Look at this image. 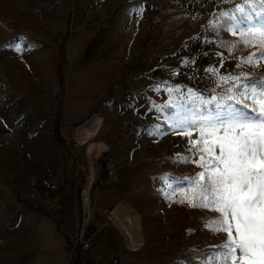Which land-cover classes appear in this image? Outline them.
<instances>
[{"label": "rangeland", "instance_id": "374dc122", "mask_svg": "<svg viewBox=\"0 0 264 264\" xmlns=\"http://www.w3.org/2000/svg\"><path fill=\"white\" fill-rule=\"evenodd\" d=\"M196 1L0 0V264H70L73 240L90 245L100 227L119 264H205L226 239L205 226L216 212L189 206L185 178L202 169L178 159L198 153L164 106L188 89L239 97L235 78L259 81L264 58L244 62L258 37L241 26L242 42ZM30 176L59 187L30 188Z\"/></svg>", "mask_w": 264, "mask_h": 264}, {"label": "snow or ice", "instance_id": "6c2138e0", "mask_svg": "<svg viewBox=\"0 0 264 264\" xmlns=\"http://www.w3.org/2000/svg\"><path fill=\"white\" fill-rule=\"evenodd\" d=\"M220 21L233 34L241 32L242 42L247 43L243 29L258 37L259 51L243 58L244 62L264 58V0L258 4L244 0L233 13H221ZM15 47L18 51L21 48L19 44ZM235 79L240 81L236 85L239 97L208 99L188 89L180 103L164 106L172 109L166 118L169 130L189 137V153L194 149L198 153L194 160L191 155L178 157L202 169L196 179L185 178L194 189L189 206L216 212L218 215L205 226L226 236L213 246L215 251L205 264H264V77L255 82L246 75L243 80ZM247 100L252 103H245ZM191 130L198 132L197 139H191ZM156 132H160V125H156Z\"/></svg>", "mask_w": 264, "mask_h": 264}, {"label": "crops", "instance_id": "0c3cea01", "mask_svg": "<svg viewBox=\"0 0 264 264\" xmlns=\"http://www.w3.org/2000/svg\"><path fill=\"white\" fill-rule=\"evenodd\" d=\"M243 2L244 0H197L196 6H198L201 14H203L205 10L210 11L208 20L216 18L218 19V21H220L221 13H233L235 10V6L238 4H242ZM103 152V154L106 155V159H104V162L106 163V166L110 168L112 166V160L110 156V150L106 145ZM98 165L100 167V164ZM98 179L102 181L104 178L103 176H98ZM62 203L66 207V204L64 202ZM78 217L79 212L75 208V205L74 207L70 205V209L63 215V222L69 229L73 230L75 221ZM116 224L118 225V223ZM124 224L131 225V222L129 220H126ZM100 229H102V227L96 230L89 237L90 245L87 249H83L80 242H77L76 239L73 240L74 243L72 246L73 249L75 248V250L71 254H74L73 256L77 264H113V262L117 260V258L115 257L116 252H118L117 248L114 246L111 240H108L102 236L103 231L99 232ZM135 236L136 235L132 236V233L129 230V239L127 240L128 243L132 242V245L130 246L133 248H136L135 244L139 241ZM78 254H82V256Z\"/></svg>", "mask_w": 264, "mask_h": 264}, {"label": "built area", "instance_id": "2783aa9c", "mask_svg": "<svg viewBox=\"0 0 264 264\" xmlns=\"http://www.w3.org/2000/svg\"><path fill=\"white\" fill-rule=\"evenodd\" d=\"M210 15V11L209 10H205L204 11V17L208 18ZM196 68H193V71L196 72ZM206 96L208 98H211L212 96H214V93L212 92H206L205 93ZM28 185L30 188H41L43 190H57L59 185L56 182H53L47 178H36L35 176H30L28 179ZM79 197H80V203L82 205V209L83 211H85V206L89 203V189L88 187H83L80 191H79ZM79 242L82 246V248H87L89 246V241L88 240H84V238L81 236L79 238ZM113 264H119L117 262V260H115L113 262Z\"/></svg>", "mask_w": 264, "mask_h": 264}, {"label": "trees", "instance_id": "16d2710c", "mask_svg": "<svg viewBox=\"0 0 264 264\" xmlns=\"http://www.w3.org/2000/svg\"><path fill=\"white\" fill-rule=\"evenodd\" d=\"M69 157V154L67 155ZM47 192H51L52 190H46ZM70 264H76L73 258H70Z\"/></svg>", "mask_w": 264, "mask_h": 264}, {"label": "bare ground", "instance_id": "6f19581e", "mask_svg": "<svg viewBox=\"0 0 264 264\" xmlns=\"http://www.w3.org/2000/svg\"><path fill=\"white\" fill-rule=\"evenodd\" d=\"M55 96H56L57 98H59V97H60V92H59V90H58V89L55 91Z\"/></svg>", "mask_w": 264, "mask_h": 264}]
</instances>
